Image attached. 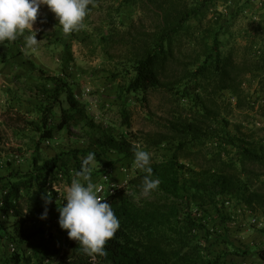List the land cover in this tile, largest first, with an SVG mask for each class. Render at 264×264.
<instances>
[{"label":"trees","instance_id":"trees-1","mask_svg":"<svg viewBox=\"0 0 264 264\" xmlns=\"http://www.w3.org/2000/svg\"><path fill=\"white\" fill-rule=\"evenodd\" d=\"M98 3L100 0H94L89 5L86 17ZM140 5L152 12L150 27L132 22L122 30L115 24V18L109 22L111 45L117 41L127 47L109 73L111 81L119 82L121 131L117 134L103 129L93 141L97 149L88 146L72 152L78 159V171L89 152H94L98 165L107 169L128 157L134 161L132 149L138 144L131 137L133 99L130 96L134 94L136 99L144 101L151 91L167 90L174 108L164 128L147 132L141 144L157 153L166 144L170 145L169 156L151 163L154 178L160 180L153 192L162 195L164 201L140 204L127 192L142 189L143 171L118 186L114 193L107 191L102 199L111 203L120 228L106 243L107 254L97 255L94 264H225L227 251L216 256L205 252L204 241L221 234L211 225V215L204 206L214 204L223 213L222 219L228 214L224 213V206L218 208L219 196L230 195L253 208H264V142L230 130L228 114L233 102L226 97L229 93L237 107L254 103L247 99L244 87L247 72L260 73L259 82L264 89V22L249 41L247 60L238 63L232 53L225 51L229 39H224L238 11L231 14L219 11L216 0H121L116 13L120 14L125 6ZM209 11H213V24L205 26L203 21ZM186 36L196 52L195 58L172 74L171 68L179 58V46ZM50 81L55 86L48 95L49 101L36 104L39 121L30 122L37 132L32 167L26 172L10 173L8 178L0 176L4 187L0 204L6 211H17L20 199L25 197L23 191L38 197L42 204H46L47 195L51 196L49 205L60 207L66 203L65 199L58 203L53 199L56 193L53 183L67 175L63 170L64 152L41 160L40 150L45 141L55 138L57 131L69 129L72 120L78 121L79 114L86 117V112L67 78L52 76ZM58 117L60 120L55 123ZM108 152L116 153L118 158L104 161L103 155ZM100 171L94 166L92 173L98 176ZM196 204L199 207L194 209ZM24 222L18 220L16 230ZM17 234L21 242L30 239L26 233ZM20 248V245L15 247L3 264H93L79 242L69 238L68 230L59 248L45 241L30 244L29 250ZM235 251L240 252L238 248ZM261 256L264 259V250Z\"/></svg>","mask_w":264,"mask_h":264},{"label":"rangeland","instance_id":"rangeland-1","mask_svg":"<svg viewBox=\"0 0 264 264\" xmlns=\"http://www.w3.org/2000/svg\"><path fill=\"white\" fill-rule=\"evenodd\" d=\"M120 2L121 0H100L90 15L85 18L84 27L71 34H65L58 24L55 13L47 5H42L34 24V28L39 29L37 38L41 40L38 47L25 51L23 36L16 41L0 43V176L8 178L10 173L26 172L32 167L37 132L35 125L30 122L39 121L40 113L36 104L49 101L48 95L52 93L55 86L50 81L52 76L67 78L77 100L84 105L86 117L79 114L78 121L72 120L69 129L57 131L55 138L45 141L40 150L41 160L64 152L62 160L66 162L64 163L66 166L64 165L63 170L67 175L59 177L53 183V190L56 191L53 194L54 203L65 199V189L72 179H81L76 177L78 159L73 156V149L88 146L97 149L93 141L97 140L101 130L106 129L108 132L117 134L121 131L122 101L117 99L119 82L111 81L109 73L127 47L117 41H113L111 45L109 22L115 18L117 22L115 24L122 30L132 22L150 27L153 15L149 8L142 5L135 8L125 6L118 15L116 8ZM216 3L218 10L228 12L227 14L238 11L224 37L225 41H227L226 38L229 39L227 47L224 48L226 52L232 53L236 62L245 63L249 54L247 49L249 41L264 22V0H216ZM212 16L213 11H209L203 21L205 26L213 24ZM109 44L112 47H109ZM179 47V58L171 68L172 74L177 72L180 65L191 62L196 55L188 36L182 40ZM16 65L24 66V68L14 71ZM243 66L242 64L241 67ZM259 74L247 72L245 75L244 87L247 99L254 102L251 106L244 103L242 107H237L235 99L229 93H226V97L233 102L228 114L230 130L250 136L257 142H264V89L260 86ZM123 76V74L120 75L122 81ZM86 87H90L91 91L85 98L83 93ZM130 98L133 99L130 105L131 137L143 147L141 144L147 132L164 128L163 124L174 108L171 94L165 89H160L151 91L144 101L136 99L134 94ZM64 106H68L66 101ZM56 109L59 115L62 114L59 106ZM59 120L60 117L55 123ZM168 146L170 147L166 144L159 153L148 150L152 155V162L159 161L166 155L169 156ZM115 158H118L116 153L108 152L102 159L108 162ZM94 166L101 170L98 176L91 173V180L95 185L102 180L106 172L110 173V177L119 186L141 172L134 166V161L130 157L118 161L109 169L104 165H98L96 161ZM3 189L0 182V202ZM129 193L134 201L140 204L149 200L164 201L162 195L157 196L153 191L147 196L142 193V189L131 190ZM23 194L25 197L20 199L17 211H6L0 204V264H3L5 258L13 251L12 243H15L16 248L20 245L22 250H29L30 244L38 241H45L59 248L64 239L66 229L63 231L59 224L58 205L42 204L38 197H32L26 191H23ZM227 198L232 201L230 208L232 213L239 216L241 213L245 214L241 216V219L238 218V221H245V224L238 227L237 224L232 225L231 217L227 215L225 219H222L223 213H220L214 204L204 206L211 215V225L221 234V237H211L210 240L204 241L205 252L216 256L220 252L227 251L224 257L225 264H264L261 256V251L264 250V208L259 206L253 208L246 203L238 202L230 195L217 198L218 208L222 206L226 208L223 204ZM46 206L48 216L41 219ZM197 207H199L198 204L194 205V209ZM239 207L243 209V212L238 213ZM230 211L226 208L224 213L229 214ZM252 216L258 218V224L251 223ZM21 219L25 222L19 230H16L15 224ZM18 231L28 234L29 241L25 239L21 242ZM47 231L51 234L48 239L45 237ZM1 234L5 237L1 238ZM236 248L240 252H236Z\"/></svg>","mask_w":264,"mask_h":264},{"label":"clouds","instance_id":"clouds-1","mask_svg":"<svg viewBox=\"0 0 264 264\" xmlns=\"http://www.w3.org/2000/svg\"><path fill=\"white\" fill-rule=\"evenodd\" d=\"M90 4H94V0H0V43L16 41L23 36L25 51L38 47L41 40L37 38L39 29L34 28V24L42 5L55 13L65 34L79 31L84 27ZM132 150L134 166L145 173L142 193L147 196L160 184L159 178L153 175L152 155L139 145H134ZM95 160L94 152H89L82 160L76 173L81 179H72L65 189L66 203L58 208L60 226L68 230L69 238L79 242L93 264L97 255L107 254L105 245L120 228V220L111 203L97 194L91 180ZM45 202L50 204L51 196L47 195ZM47 216L46 206L41 219Z\"/></svg>","mask_w":264,"mask_h":264},{"label":"built area","instance_id":"built-area-1","mask_svg":"<svg viewBox=\"0 0 264 264\" xmlns=\"http://www.w3.org/2000/svg\"><path fill=\"white\" fill-rule=\"evenodd\" d=\"M91 91V88L90 87H86L85 90H84V93H83V97H87L88 94L90 93ZM127 181L124 183L126 184ZM119 185L116 184L114 181H112L111 177H110V173H105L103 176H102V180L96 184V188L98 190V195L103 198V195L109 191L111 193H114L115 190L117 189ZM131 190L129 189L127 192H130ZM224 205L226 206V208L230 211V208L232 206V201L231 199L227 198L225 201H224ZM244 211H245V208H244ZM240 212H243V209L239 207L238 209V213ZM229 217H231V223L232 225H236L237 224V227L238 226H242L245 224V221H241L239 220L238 221V218L241 219V216L242 215H245L243 213H241V216H239V214H235V213H232L231 211L229 212ZM247 215V214H246ZM248 216V215H247ZM253 218H251V223L253 224H258L259 223V220L256 216H252ZM242 222V223H241ZM45 237L46 238H49L50 237V232L47 231L46 234H45ZM64 241V239H63ZM63 241L60 243V246L63 244ZM11 247H12V250L15 249V246L13 244H11Z\"/></svg>","mask_w":264,"mask_h":264},{"label":"crops","instance_id":"crops-1","mask_svg":"<svg viewBox=\"0 0 264 264\" xmlns=\"http://www.w3.org/2000/svg\"><path fill=\"white\" fill-rule=\"evenodd\" d=\"M19 64H20V63H19ZM23 68H24V66L19 65V66L17 67V65H16V68H14L13 70L16 71V70H21V69H23Z\"/></svg>","mask_w":264,"mask_h":264}]
</instances>
